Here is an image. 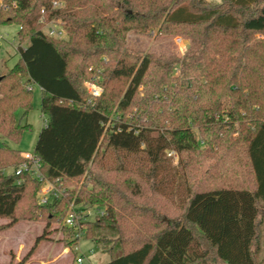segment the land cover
Segmentation results:
<instances>
[{
  "label": "trees",
  "instance_id": "16d2710c",
  "mask_svg": "<svg viewBox=\"0 0 264 264\" xmlns=\"http://www.w3.org/2000/svg\"><path fill=\"white\" fill-rule=\"evenodd\" d=\"M0 2V24L17 25L18 39L28 42L2 74L0 139L17 144L29 129L15 113L27 116L25 84L35 83L46 124L32 155L44 180L62 189L40 205L43 181L16 175L28 159L0 145L4 229L21 220L45 223L29 252L8 264H26L55 224L77 243L64 217L71 205L92 201L106 215L86 222L83 235L116 253L101 264H261L264 0ZM41 18L58 21L68 40L47 37ZM176 33L189 42L182 58L127 50L129 34L167 41ZM92 73L104 88L90 101L81 82ZM114 107L134 115L106 128ZM81 179L89 186H71Z\"/></svg>",
  "mask_w": 264,
  "mask_h": 264
},
{
  "label": "rangeland",
  "instance_id": "374dc122",
  "mask_svg": "<svg viewBox=\"0 0 264 264\" xmlns=\"http://www.w3.org/2000/svg\"><path fill=\"white\" fill-rule=\"evenodd\" d=\"M213 2H220V0H211ZM1 4V2H0ZM41 24V31L44 34H49L51 30L59 31L60 25L58 21L45 22L43 18L39 20ZM62 26V25H61ZM18 26L15 24L1 25L0 24V38L2 39L0 46V76L6 74L19 59V48H25L28 45L27 41H20L17 37ZM52 39H57L52 36H47ZM64 38L57 40H68V34L66 33ZM179 38L180 43L177 44L175 40ZM168 41V42H167ZM167 41H159L156 39H144L134 34L127 36V50L135 52L139 51H158L167 50L168 52L173 51L179 58L187 52L189 48L188 39L181 34L172 35ZM181 48V50H180ZM185 48V50L183 49ZM95 68V67H94ZM88 72V71H87ZM178 68L172 72V76L179 75ZM89 78V77H88ZM93 78V79H92ZM92 84H95L100 89V94L103 90L102 78L98 77L95 73H92L91 79L81 82V88L88 95L87 100H92L95 96L92 95ZM31 88V109L27 116L23 118V113L18 110L15 113L16 120L22 125L28 124L29 129L24 130L21 140L15 144L6 139H0V145L2 143L9 147L20 150L24 155H29L33 152L35 142L38 134L44 125L46 117L40 111V97L41 90L33 82L26 83L25 88ZM125 85L114 83V89L116 92H123ZM139 94L142 95V87L139 88ZM120 93L119 96H121ZM90 96V97H89ZM161 96V95H160ZM90 98V99H89ZM164 99V96L162 97ZM165 101V100H164ZM167 104V103H166ZM135 109L126 111L125 113L118 112L117 108L114 107L111 114L109 115V121L106 124V128L112 124V122L118 119H126L129 116L134 115ZM131 114V115H130ZM173 161L176 163L177 156L173 155ZM84 182V183H83ZM81 185L89 186L82 179L77 183L71 185L74 188H79ZM38 200V193H37ZM92 201L89 205L94 203ZM98 203V202H97ZM92 219V218H91ZM93 221V220H91ZM7 220L0 219V264H8L9 262V250L18 260H21L30 250L34 244L35 239L42 234L45 223L34 220H21L17 222L13 227L4 229L7 224ZM58 225H52L49 229L47 239L40 242L33 253V255L27 260L26 264H77L76 258L82 256L84 258L81 264H101L108 261L111 256L116 253H108L107 247L104 244H95L92 240L85 239L83 236L81 240L75 244H69L70 236L66 232L57 230ZM86 229V227H85ZM262 241H261V252L262 260L259 258L261 264H264V220L262 225ZM107 239H111L110 236Z\"/></svg>",
  "mask_w": 264,
  "mask_h": 264
},
{
  "label": "built area",
  "instance_id": "2783aa9c",
  "mask_svg": "<svg viewBox=\"0 0 264 264\" xmlns=\"http://www.w3.org/2000/svg\"><path fill=\"white\" fill-rule=\"evenodd\" d=\"M53 7H60V3L53 2ZM65 34H66V31L60 25L59 31L56 32L54 30H51L49 34H45V35L52 36L57 39H62L64 38L63 36H65ZM1 42H2V39L0 38V46H1ZM175 42L179 44L180 39L177 38ZM183 49L185 50V48ZM92 88H93L91 92L92 95L95 97H98L100 95L99 93L100 89L97 88L95 84H92ZM27 89L31 91L30 86ZM45 124H46V120L44 121V125ZM25 157L28 159V162L20 164L15 170V174L18 175L20 173L25 172V173L30 174L32 177L36 178L37 180L43 181V185L38 192V203L40 205H46L52 202V200L59 198L61 196L62 189H60L54 183L44 180L40 172L41 163L39 159L32 154L27 155ZM105 215H106L105 208L101 207L96 201L84 209H79L71 205L69 208V211L64 217L63 225L66 228H69L74 232V239H76L77 242H79L81 238L84 236L83 234L85 232V227H86L85 223L88 221L94 220L97 217H102ZM75 261L77 264H81L83 263L84 258L80 256V257H77Z\"/></svg>",
  "mask_w": 264,
  "mask_h": 264
},
{
  "label": "crops",
  "instance_id": "0c3cea01",
  "mask_svg": "<svg viewBox=\"0 0 264 264\" xmlns=\"http://www.w3.org/2000/svg\"><path fill=\"white\" fill-rule=\"evenodd\" d=\"M22 154V156H27V155H24L23 153H21ZM32 154V153H31ZM30 155V154H29ZM264 220V219H263ZM263 225V224H262ZM262 236H263V232H261V237H260V240H259V244H258V248H257V254H258V256H259V258L262 260V252H261V248H262V246H261V241H262ZM9 261H10V257L11 256H13V255H10V254H12V252L9 250ZM14 257V256H13ZM18 261H20V260H18V258H16L15 259V257H14V262H18ZM9 263V262H8Z\"/></svg>",
  "mask_w": 264,
  "mask_h": 264
},
{
  "label": "water",
  "instance_id": "95a60500",
  "mask_svg": "<svg viewBox=\"0 0 264 264\" xmlns=\"http://www.w3.org/2000/svg\"><path fill=\"white\" fill-rule=\"evenodd\" d=\"M1 79H2V76H0V81H1Z\"/></svg>",
  "mask_w": 264,
  "mask_h": 264
}]
</instances>
